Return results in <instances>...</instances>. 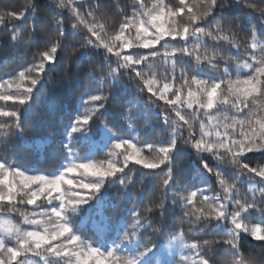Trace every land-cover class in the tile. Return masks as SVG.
<instances>
[{"label":"snow or ice","instance_id":"snow-or-ice-1","mask_svg":"<svg viewBox=\"0 0 264 264\" xmlns=\"http://www.w3.org/2000/svg\"><path fill=\"white\" fill-rule=\"evenodd\" d=\"M48 7L46 32L36 0L0 12L13 51L25 46L31 56L0 78V264H218L214 245L224 264H264V252L243 250L246 239L264 250V164L249 163L250 154L264 159V0H129L116 5L111 30L103 0ZM77 36L73 63L89 87L66 114L48 85ZM209 68L220 75H203ZM117 101L118 120L109 112ZM149 117L162 120L164 140L118 134ZM76 145L88 148L83 157ZM25 153L63 160L47 173L15 163ZM193 153L199 186L186 179ZM177 208L189 234L214 239L153 226V214L163 220ZM149 229L169 238L146 239Z\"/></svg>","mask_w":264,"mask_h":264},{"label":"trees","instance_id":"trees-1","mask_svg":"<svg viewBox=\"0 0 264 264\" xmlns=\"http://www.w3.org/2000/svg\"><path fill=\"white\" fill-rule=\"evenodd\" d=\"M23 2L24 0H0V12L4 11L5 9H19L22 6ZM36 2L38 5L43 6V12L41 14L40 30L42 32H46L48 27L51 24V15H46L50 11L48 6L51 4V0H36ZM166 2L174 3L175 0H166ZM128 3H129V0H103L104 10L108 14L109 30H111V26L118 19V17L115 14L116 5L119 4L121 7H123V5L128 4ZM229 3H231V0H229ZM124 11L130 12L131 7L125 8ZM64 15L67 16V13H65ZM65 27L68 28L69 31H71L69 20H65ZM9 36H10V32H5L3 30H0V78H5L6 74L13 73L16 69L20 68L22 64L31 62V56L27 53L25 46H21L18 52L13 51L12 46L9 43V39H8ZM53 38L55 39V37ZM239 38L241 40H245L247 38V34L242 33ZM79 39H80L79 36L75 38L70 37L69 39L70 47L65 53L61 54L60 65L58 66L57 70L52 74L51 81L48 85V88L55 95L57 100L63 103L66 114H69L72 108L75 107L76 101L79 100L80 95L82 94L83 90L89 87V83L87 80L83 81V86L81 87V77L83 75L84 68H81L79 65L73 63V61L75 60V55H72L71 45L75 44L76 48L79 50V44L76 43V41ZM235 51L236 49H232L233 53H235ZM225 55H228V53L225 52ZM22 56H25L26 59H20V57ZM93 59L95 60L96 58L94 57ZM96 62L97 64H99L100 61L97 60ZM220 64H221V67H223L224 61L221 60ZM88 66L89 65L85 64V67H88ZM95 75H101V73L97 71ZM203 75L218 76L220 75V73L209 68V69H206ZM129 87L131 88L132 92H135L134 85L129 83ZM74 89H79V91H75V95H73ZM2 103L3 102H0V104ZM8 103H9V106H11V102H8ZM119 110H120L119 101H117L115 104H113L110 107V110H109L110 115H112L114 119L118 120L119 117L115 116V114ZM125 128H126V132L118 133V134L128 135L129 138L134 139L138 144H144L145 142L156 143V142L164 140L167 135V131L163 126L162 120H158L153 117H149L147 122L143 119L139 120L138 122H135L133 125V129H127V125H125ZM50 130L51 129H49V131ZM25 135L28 136L30 134L26 132ZM12 141L15 142V137L12 138ZM8 147L10 148L11 146L9 145ZM4 151H5L4 146L0 145V158H3ZM106 155L107 154H104L101 151H99L95 158L97 160L105 159ZM250 155L255 156L254 159L249 161V163L252 166L264 164V159H261L259 157V154H250ZM6 158L8 159L9 162H13L14 157L10 151L8 152V155ZM62 160H63V153H61L59 158L44 157V156H40L39 158H37L31 153H25L23 155L17 156L15 158V163L20 164L23 167H29V168L35 166L40 171L51 173L59 167ZM184 160L188 162V168H189V173L186 176V179L192 180L193 183L196 184V186H199V182H198V179L196 178V173L194 171V169L197 166L195 163V160H196L195 154L193 153L192 157L185 156ZM129 167L135 168L137 166L130 164ZM135 179L139 181V175H137ZM247 187H248L247 184L241 186L242 192H246ZM136 191H140L139 183H137L136 185ZM109 192L110 194L113 195L115 199L117 200L119 199V196L116 193V189H109ZM155 193L156 195H159L160 190L158 187L155 188ZM152 194H153V188L149 187L147 195L152 196ZM39 202L41 201H38V203ZM133 207H134L133 204L131 203L127 204V209L130 210ZM109 215H115V212H109ZM182 218H183V215L179 208L176 209L175 213L170 212L168 216L164 218L163 220L159 217L158 213L153 214L151 217L153 221V226L160 225L163 228L171 230V231H177L183 228L187 239H192V238H198V239L202 238V239H208V240L214 239V233H208L207 230L201 233L193 232L189 234L188 229L190 228V225L187 223L181 224ZM14 220L17 224H22L21 217L15 216ZM74 220H77V219L74 218ZM148 234L155 236V238L159 240H164L166 238H169L168 235L156 236L155 234L151 233L150 229H149ZM88 235L92 236V233L89 232ZM259 243L260 242L250 241V239H246L243 242V250L245 254L254 255L259 259L262 255V252H264V250L257 247ZM210 254H213L214 258L216 257L219 258L218 264H224V261L227 259V257L224 256V254L220 252L218 250V247L215 245L212 247Z\"/></svg>","mask_w":264,"mask_h":264},{"label":"rangeland","instance_id":"rangeland-1","mask_svg":"<svg viewBox=\"0 0 264 264\" xmlns=\"http://www.w3.org/2000/svg\"><path fill=\"white\" fill-rule=\"evenodd\" d=\"M101 147V145L99 144V143H97L96 145H94V148H96V149H99ZM74 148H75V152H76V154L78 155V156H80V157H83L84 155H85V153L88 151V148L87 147H82V146H80V145H76V146H74ZM99 152V150L97 151V153ZM102 153H104V154H107V149L105 148V149H103L102 151H101ZM39 203H41V202H39ZM38 203V204H39ZM77 220H79V217H75ZM148 236H149V234L148 233H146V236H145V238L147 239L148 238ZM168 238H166V239H164V240H167ZM177 260L179 261L180 260V257H179V255H177Z\"/></svg>","mask_w":264,"mask_h":264}]
</instances>
